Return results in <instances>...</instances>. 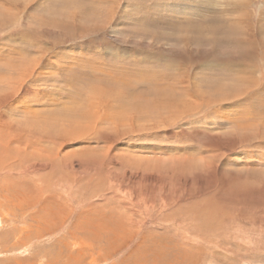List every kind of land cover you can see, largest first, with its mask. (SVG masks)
<instances>
[{
    "label": "rangeland",
    "instance_id": "rangeland-1",
    "mask_svg": "<svg viewBox=\"0 0 264 264\" xmlns=\"http://www.w3.org/2000/svg\"><path fill=\"white\" fill-rule=\"evenodd\" d=\"M223 2L264 29V0H0V163L17 171H0V264H264V63L203 30L174 41L232 23ZM184 50L187 98L122 107L120 85L164 88L151 77L185 71ZM225 73L237 102L192 92Z\"/></svg>",
    "mask_w": 264,
    "mask_h": 264
},
{
    "label": "bare ground",
    "instance_id": "bare-ground-1",
    "mask_svg": "<svg viewBox=\"0 0 264 264\" xmlns=\"http://www.w3.org/2000/svg\"><path fill=\"white\" fill-rule=\"evenodd\" d=\"M232 2V1H231ZM236 4H237V2H236ZM223 5H224V7H226V6H228V5H230V7L233 9V12H231V14L232 13H234V15H232V18L231 19H233V21H232V23H229L228 24V26H227V24L225 23V21H224V17H226V16H223V15H221V14H219V12L217 11L216 12V14H213V16H207V18H204L203 16V18L205 19V20H203V22L204 21H206L207 22V25L205 26V27H202V26H196V25H194V23H195V21H194V23H192V26H191V28H189V31L191 32V36L189 37L188 35H187V30L188 29H185V30H183V39L182 40H180V41H177L175 38H174V41H176L177 43H181L183 46H186L187 47V44L190 42V41H194V40H196L197 41V38L196 37H198L200 34H201V32H202V30H203V35H204V33H207V35L208 34H211V35H208L209 37H207V36H205L206 38H207V40L208 41H206V44L208 43V44H210L213 48H214V46L216 47V43L218 44L219 42H221L223 39H224V43L225 44H228V43H230L231 45H233L234 47H235V49L237 48V49H239V50H242L243 51V57H245L246 58V56L245 55H248V60H255L256 58L255 57H257L258 59H259V61L260 62H262V63H264V29L263 30H258L257 31V33L256 34H253V33H251V31L248 29V27L247 26H245V28H244V26L242 25V23L239 21V17L237 16V14H239L238 13V9H237V6H235V5H233V4H230V2H223ZM222 5V6H223ZM237 5H239V4H237ZM13 6V5H12ZM241 5H239V7H240ZM238 7V8H239ZM223 8V7H222ZM221 8V9H222ZM230 8V9H231ZM222 13V12H221ZM231 14L229 13V15L231 16ZM235 14H236V17H235ZM211 15V14H210ZM240 15V14H239ZM245 16V15H244ZM200 17V16H199ZM4 18V17H3ZM226 19V18H225ZM230 19V18H229ZM242 19V18H241ZM245 20V17H243V20L242 21H244ZM0 22H1V20H0ZM228 22V21H227ZM167 25H169V27H170V25H172L173 27H177V24L175 23V22H171V23H169V24H167ZM166 25V26H167ZM174 25H176V26H174ZM179 25V24H178ZM187 26H189V24L187 23L186 24ZM225 27H224V26ZM179 26H181V25H179ZM189 26V27H190ZM246 27H247V29H246ZM178 29V28H177ZM176 29V30H177ZM200 29V30H199ZM205 29V30H204ZM230 29V30H229ZM197 30H199V33H194L195 31H197ZM180 31H182V29L180 30L179 29V32ZM189 33V32H188ZM202 35V34H201ZM161 37V36H160ZM167 37V36H166ZM162 38V37H161ZM168 38V37H167ZM164 39H165V36H164ZM163 39V40H164ZM186 39L188 40V41H186ZM222 39V40H221ZM219 40H221V41H219ZM220 44H223V43H220ZM223 46V45H222ZM226 49H227V51H229V49H231V48H228V47H226V46H224ZM216 51V50H215ZM215 51H213L212 53H216ZM223 51V50H222ZM233 51H235V50H233ZM237 51V50H236ZM187 52H185V50L183 51V52H180V53H178V52H176V56H175V58L176 57H178V56H182V60L181 61H184L183 63L185 64L184 65V70L185 71H183L182 70V72L181 71H177V70H172V71H176V72H173V73H171L170 71L168 72L167 70H165V71H167L168 73H163V72H160V75L158 76V77H156V76H152L151 77V79H150V81L151 82H153V83H155V84H157V85H159V84H161V82H157V80H163V82L164 81H166V85H164V88H163V86H161V87H157V88H151V87H156L154 84H153V86H151V87H149V88H144V87H142V86H138L137 84H136V81L137 80H135L134 81V83H135V85L134 84H131V83H129V86H123V85H120V87H122V89H123V91L124 92H129V93H132V97H133V100H131L130 101V103L129 104H127V103H125L124 101H123V105H122V107H125V108H127V110L129 111V109L132 107V108H134L135 106H140V105H146V106H152L153 104H151V101L148 99V98H155L154 100H157L158 98H165V100H166V102H165V104L170 108V107H172L174 104H175V101L177 100L178 101V99H180L182 96L183 97H185L184 95H183V93L184 94H187V93H190L189 91H190V88H189V86H187V78H188V74H187V72H186V67L189 65V63L188 62H193L194 60H192V58H191V56L190 55H188L189 54V52L186 54ZM239 53V52H238ZM179 54H181V55H179ZM229 54V53H228ZM235 54H237V53H235ZM216 55H217V53H216ZM241 56V57H242ZM237 57V56H236ZM221 59V58H220ZM192 60V61H191ZM226 62L227 61H229V60H227V59H224ZM196 62V61H195ZM220 63H221V61H219ZM229 62H231V61H229ZM242 62V61H241ZM181 63V62H180ZM188 63V64H187ZM213 63V65H215V64H217V63H215L214 61H212L211 62V64ZM224 63V62H223ZM222 63V64H223ZM232 63V62H231ZM230 63V64H231ZM195 64V63H194ZM206 64V63H205ZM192 65H193V63H192ZM219 65V64H218ZM208 66V65H207ZM219 66H222V65H219ZM218 66V67H219ZM232 66V65H231ZM244 64H241V70L240 69H238L235 65L233 66V67H231V68H226V67H224V69H223V71H229L230 73H236V74H240V72L241 71H243V72H245L247 69H251L250 67H253V65H248V66H245ZM188 68V67H187ZM207 68V67H206ZM210 68H212V67H210ZM216 68V67H215ZM214 70V69H213ZM213 72V71H212ZM211 72V73H212ZM237 72H239V73H237ZM223 73V72H222ZM249 73V72H248ZM250 74H252V73H250ZM216 75H219V74H216ZM221 75V74H220ZM242 76V75H241ZM246 76H247V74H246ZM17 78V77H16ZM174 78V79H173ZM219 79H222L223 81L225 80V81H229V80H232L233 82L235 81L236 82V84L234 83V85H230V86H227V84H225V85H223L222 83H220L221 82V80L219 81V82H215V84H211L210 86L208 85V83H210L211 81H215L213 78H210L209 80H208V83H206L207 84V86L209 87V90L210 91H207V89H205L207 92H203V90H202V92H198L197 90L198 89H196V87L195 86H192V87H194L193 89H192V92H194V95L195 96H198V97H202V101L204 100V98H206L207 100H209V102L211 101H214V102H220V101H222V100H226V101H223L222 103H219L218 105H222V104H225V103H227V102H229V101H231V100H227V99H233V100H235L236 102H237V100H238V98H239V96H240V94H241V92H243V91H240L239 89H238V83L241 81V79H239L238 78V76L237 75H230V74H228V73H225V75H223L221 78H219ZM1 80V79H0ZM205 81V80H204ZM203 81V82H204ZM206 82H207V80H206ZM114 83V82H113ZM112 83V84H113ZM190 83V82H189ZM232 83V82H231ZM221 84H222V86H221ZM1 85V84H0ZM191 85V84H190ZM245 86V85H244ZM113 87H114V85H112V89H113ZM117 87H118V84H117ZM116 87V88H117ZM206 87V86H205ZM207 87V88H208ZM247 87V86H246ZM249 87V86H248ZM176 88V89H175ZM203 88V87H202ZM218 88H222L220 91H218ZM115 89V88H114ZM184 90H186V91H184ZM120 91V90H119ZM118 91V92H119ZM199 91H201V90H199ZM115 92H117V91H115ZM210 92V94H208ZM203 93V94H202ZM118 94V93H117ZM121 94V93H120ZM119 94V96H121ZM115 95V94H114ZM127 95V94H126ZM117 96V95H116ZM194 96V97H195ZM118 97V96H117ZM193 97V96H192ZM193 97V98H194ZM112 98V97H111ZM127 98H128V96H127ZM131 98V97H130ZM168 98H170L171 100H173L174 102L172 103V104H169L170 103V99H168ZM185 98H187V97H185ZM123 99H125V98H123ZM159 99V100H160ZM195 99V98H194ZM1 100V99H0ZM117 100V99H116ZM122 100V99H121ZM206 100V101H207ZM127 102V101H126ZM155 102V101H154ZM210 102V103H211ZM208 103V102H207ZM250 103H252V102H250ZM155 104H157V103H155ZM163 104V103H162ZM169 104V105H168ZM193 104V103H192ZM214 104V103H213ZM217 104V103H216ZM133 105V106H132ZM135 105V106H134ZM204 105V104H203ZM116 106V105H115ZM157 106V105H156ZM200 106V105H199ZM206 106V105H205ZM215 106V105H214ZM223 106V105H222ZM201 107V106H200ZM212 107V106H211ZM237 107V106H236ZM140 108V107H139ZM141 108H142V106H141ZM149 108V107H148ZM163 108V107H162ZM188 108V107H187ZM140 110V109H139ZM150 110V109H149ZM135 112V111H134ZM148 114V113H147ZM264 115V114H263ZM49 116V115H48ZM52 116H53V114H52ZM140 116V115H139ZM53 117H55V116H53ZM246 117V116H245ZM259 119V118H258ZM43 123V122H42ZM46 123V122H45ZM45 123H43V124H45ZM7 124V123H6ZM11 125V124H10ZM12 126V125H11ZM10 126V127H11ZM30 126V125H29ZM43 126V125H42ZM47 126V125H46ZM8 127H9V125H8ZM238 127V126H237ZM242 127V126H241ZM246 127H248V126H246ZM249 128V127H248ZM39 129V128H38ZM46 129V128H45ZM8 131V130H7ZM0 132H3V131H1L0 130ZM5 132H6V130H5ZM13 132V131H12ZM240 132V131H239ZM243 132H244V130H243ZM58 133H59V131H58ZM0 134H2V133H0ZM7 134V133H6ZM17 134H19L18 132H17ZM67 134H69V132L67 131L66 132V134H64V135H67ZM3 135V134H2ZM5 135V134H4ZM20 135V134H19ZM56 135V134H55ZM60 135V134H59ZM243 135H244V133H243ZM242 134H241V136H243ZM16 136V135H15ZM6 137V136H5ZM55 137V136H54ZM233 137V136H232ZM7 138H8V136H7ZM53 138V137H52ZM58 138H60V137H58ZM63 138H65V137H63ZM245 138H246V135L245 136H243V139L242 140H245ZM13 139V138H12ZM24 139V138H23ZM22 139V140H23ZM55 139V138H54ZM16 140V139H15ZM25 140V139H24ZM23 140V141H24ZM57 140V139H56ZM2 143V142H1ZM18 143V142H17ZM22 144V143H21ZM3 145H5V144H3ZM11 145V144H10ZM24 145V144H23ZM20 146H22V145H20ZM0 147H1V145H0ZM23 147H25V146H23ZM14 148V147H13ZM10 149V148H9ZM18 150V149H17ZM16 150V151H17ZM1 148H0V153H1ZM12 151V150H11ZM39 151V150H38ZM6 152V151H5ZM20 152V151H19ZM16 153V152H15ZM23 153V152H22ZM21 153V154H22ZM54 154V153H53ZM9 155H11L10 153H9ZM27 155H28V153H27ZM51 154H49V156H50ZM22 156H24V154H22ZM32 156V155H31ZM55 156V154L53 155V157ZM1 158V157H0ZM5 157H3L2 159H4ZM27 158V156L25 157V159ZM7 159V158H6ZM52 159V158H51ZM57 159V158H56ZM68 159V158H67ZM1 160V159H0ZM8 160H9V158H8ZM29 160V159H28ZM40 160V159H39ZM55 160V159H54ZM63 160H65V159H63ZM9 161H11V160H9ZM50 161V160H49ZM5 162V161H4ZM13 162V161H12ZM51 163H53V162H51ZM64 164H65V161L63 162ZM50 164V163H49ZM54 164V163H53ZM60 164V163H59ZM10 165H11V163H10ZM13 165H15L14 163H13ZM55 165H57V164H55ZM17 168V167H16ZM18 168H20L19 166H18ZM3 170V171H2ZM0 171H2L1 173H3L2 175L3 176H7L8 178H10V177H12V174H14V173H16L17 171H15V170H9L7 167H6V165L4 164V163H0ZM19 171V170H18ZM23 171H24V169H23ZM52 171V170H51ZM54 171V170H53ZM52 171V172H53ZM29 172V171H28ZM20 171L18 172V175L20 176ZM24 173V172H23ZM22 174V173H21ZM27 174V173H26ZM25 174V176H20V178H27V175ZM74 175H75V173H73ZM77 174V173H76ZM24 175V174H23ZM29 175V174H28ZM78 175V174H77ZM30 176V175H29ZM76 178V177H75ZM237 178V177H236ZM21 180V179H20ZM78 180V179H77ZM77 180H76V182H77ZM66 180H62L61 181V183H62V185L64 186V182H65ZM70 181V180H69ZM74 181V180H73ZM5 182V181H4ZM10 182V181H9ZM23 182V181H22ZM25 183H26V181H25ZM72 183H74V182H72ZM7 184V183H6ZM66 184V183H65ZM67 184L68 185H66V187L67 186H72L71 185V183H69L68 181H67ZM78 184V183H77ZM10 185V184H9ZM9 185H8V187H9ZM69 186V187H70ZM17 189H18V186H17ZM69 189V188H68ZM19 190V189H18ZM68 194V193H67ZM68 195H70V194H68ZM26 196V195H25ZM21 199V198H20ZM53 215V214H52Z\"/></svg>",
    "mask_w": 264,
    "mask_h": 264
}]
</instances>
